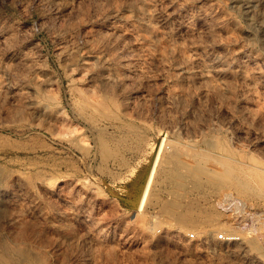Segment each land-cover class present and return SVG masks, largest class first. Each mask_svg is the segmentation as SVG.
Returning a JSON list of instances; mask_svg holds the SVG:
<instances>
[{"label":"rangeland","instance_id":"rangeland-1","mask_svg":"<svg viewBox=\"0 0 264 264\" xmlns=\"http://www.w3.org/2000/svg\"><path fill=\"white\" fill-rule=\"evenodd\" d=\"M183 1L195 10L212 1L219 8L198 23L185 22L191 30L187 37L183 21L167 16L169 0H149L157 8L153 22L164 34L162 45L171 40L188 56L195 43L227 56L248 48L259 58L248 71L264 72V45L258 41L264 40V0H250L251 22L232 0ZM129 2L134 1L0 0V79L13 81L8 84L13 90L8 87L0 95V122L9 120V109L21 103L13 91L31 100L43 96L49 111L18 121L16 131L0 138V168L31 179V187L12 190L13 221L0 218V239L31 250L43 264H264V255L259 260L244 244L219 238L226 231L240 232L242 239L257 236L254 240L264 245V86L251 91L229 80L231 89L219 92L213 88L223 81L217 75L206 84L177 80L179 67L174 58L160 56L161 46L139 44L130 26L111 34L119 23L105 13ZM129 14L124 13L137 23ZM64 53L74 59H64ZM114 54L120 58L114 59ZM104 70L109 76L105 83L100 74ZM81 95L91 100L109 95L123 104V122L99 123L122 153L118 159L103 162L95 152L92 139L98 131L76 108ZM123 123H133L143 139ZM165 135L185 150L223 149L242 157L244 175L256 185L254 192L245 202L238 201L240 206L233 199L228 204L216 194L205 195L208 190L193 192L196 214L212 222L178 231L164 218L160 203L151 204V197L139 211ZM70 136L89 148L93 145L92 152L79 150ZM156 174L151 191L160 188Z\"/></svg>","mask_w":264,"mask_h":264},{"label":"bare ground","instance_id":"bare-ground-1","mask_svg":"<svg viewBox=\"0 0 264 264\" xmlns=\"http://www.w3.org/2000/svg\"><path fill=\"white\" fill-rule=\"evenodd\" d=\"M133 1L134 2L132 3L129 2V4L117 6L115 9L105 13L107 17L113 16L119 23V25H116L111 29V34L115 36L120 28L130 26L133 28V33L131 35L134 36L135 40L138 41L139 44H155L156 46H161L162 48L160 47L161 49L159 50L160 56L174 58V65L179 67L177 80L197 81L206 84L208 83L207 81L211 79V75H217L222 77V80L224 81H222V84H216L213 86V88L219 92H221L223 88L225 90L231 89L227 85L229 80L236 82L238 81L241 83V85L246 86L249 88L248 90L251 91H253L252 88H255L257 85L264 86V72H259L261 69H258V71L252 70V72L248 71V66L251 62H259V58H257L252 50L243 48L231 53L230 56H227L226 54H217L211 51L212 49L206 45L201 46L203 43L200 45V47L196 46L195 43L192 44V55L188 56V54H185L186 51L184 52V49L180 45L175 44L171 40H166L167 42L163 44V47L161 44L163 43L161 38L164 37V34L162 35V32L160 33L157 29H155L153 22L154 16L156 15L154 12L157 10V8H154L156 5H152L150 3L151 1L149 2V0ZM232 1L233 3H237L241 6L243 15L246 16L249 22H251V19L249 18L251 7L250 0ZM169 5V13L167 16L172 18V20L173 18H177L183 21V28L185 29L187 37L191 36V30L190 26H187L188 24H185V22L189 24L198 23L202 20L204 15H212L214 12H216L217 8H219L218 4L214 3L213 1L197 7L196 10L191 8L192 6L183 0H169ZM126 12L136 17L137 23L133 21L132 16H125L124 13ZM221 28L224 27L221 26ZM110 38L113 39V37H109V39ZM114 39L117 41L116 38ZM258 41L264 45L263 39H258ZM113 43L115 45V42ZM117 43L118 42H116V44ZM114 55V59L118 60L120 58V55ZM63 57L67 60L74 59V56L71 53H64ZM124 62L125 61L123 60L121 61V63L125 64ZM10 71L8 70V73H10ZM127 71L125 73H127ZM100 74L104 80V83L108 82V73L106 74V71L104 70ZM24 78L22 77V79ZM1 79L0 95L3 94V91H5L4 89H7L8 87L10 88L11 85L8 84H12L11 82H13L11 81L12 78H10V83L2 81ZM19 79H21L20 76ZM38 86L39 85H37V87ZM10 89L13 90V88ZM20 89L23 92L22 89L24 88ZM202 90L203 92L207 91L205 89ZM15 92L13 91V96L18 97L21 103L16 106L13 111L9 109L11 112L6 110L9 113L6 118L8 117L9 120H5V115L3 116L5 122H0V138L3 137L4 132L14 131L18 127V124H16L18 121L24 120L26 117H34L35 115H46L49 112L48 104L46 100H44L43 96L36 100H31L29 99L31 98L30 96L28 98V96L24 95L23 93L17 94ZM0 103L2 102L0 101ZM126 104L127 106L129 105L127 100ZM122 106L123 104L121 102L109 95L95 100H91L81 95L78 102L76 103L79 116L85 121L89 122V125L98 131V134L94 136L92 140L94 143V149L96 150L95 152L100 155L103 162H107L111 158L118 159V154L120 153L118 152L119 150H117L118 147H113L114 144L110 141V139L108 140L106 138L102 127L99 126V123L103 119L123 122L124 120L121 117ZM123 128H126L129 132H131V134H134L139 140H142L144 137V135L140 134L139 131L136 130L137 128L133 123H123ZM120 138L119 141L122 142ZM70 143L76 144L79 150L85 154L92 152L91 146L93 145H91L90 148L86 145H82L78 137L70 136ZM3 150L4 148L0 146V152ZM238 153L241 154V152ZM241 159L242 157L239 159L236 155L233 156L231 153L225 152L223 149L207 152L185 150L182 146H180V143L170 142L165 135L162 138L158 151L153 159L151 172L148 176L139 202V211L144 210L147 197H151V204L160 203L164 218L168 219V224L175 226L177 231L187 226L189 227L191 225H197L198 223L206 224L208 222H212V218H204L203 216L196 214L198 202L190 195L193 192L195 193V191L208 190L206 193H204L205 195L216 194V196L220 198L219 200L222 202L228 203L230 199H233L236 201V204L239 205L238 201L243 202L247 196L254 192L256 187V185H253L252 182L246 179L244 175L246 174L244 172L246 164H244L242 162L243 159ZM121 161H124L123 157ZM16 171L0 168V218L3 216L6 217L7 220L11 221H13V219L9 218V215H11L9 214V211L12 206H15L9 199L12 190L21 188L24 185L31 187L30 177H28L26 173ZM248 171L250 172V170ZM156 172L159 173V175L156 174ZM155 174L159 176H157L159 179L157 180L160 182H158L160 184V188L158 186L151 191V184H153L152 181L155 177ZM249 174H251V172ZM156 183L157 181L155 184ZM153 186L155 185L153 184ZM162 192L165 193L164 199H162ZM238 205L237 210L240 208ZM164 221L167 223V220ZM238 234L236 235L232 232H228L226 238L227 242L234 243L235 245L236 243H240V247L241 243L244 244L243 246L257 253V258L261 260L260 256L264 255V252H262L260 249L264 250V245L259 243L258 240H254L257 236L253 237L254 239L250 237V240H248L242 239L244 236L241 237V234L240 236ZM16 235L19 234H14V236ZM15 239L16 237L12 240L15 241ZM214 243H212V245H215ZM25 262H27V264L44 263L43 259L39 255L34 254L31 250L21 247L20 245L18 246L13 241L9 243L2 238L0 239V264H25Z\"/></svg>","mask_w":264,"mask_h":264},{"label":"built area","instance_id":"built-area-1","mask_svg":"<svg viewBox=\"0 0 264 264\" xmlns=\"http://www.w3.org/2000/svg\"><path fill=\"white\" fill-rule=\"evenodd\" d=\"M219 238L222 239V240H224V239L226 240L227 233H220Z\"/></svg>","mask_w":264,"mask_h":264}]
</instances>
